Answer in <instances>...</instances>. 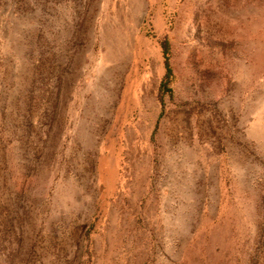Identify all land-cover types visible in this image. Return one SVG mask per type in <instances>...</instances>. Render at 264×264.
Wrapping results in <instances>:
<instances>
[{
    "label": "rangeland",
    "instance_id": "obj_1",
    "mask_svg": "<svg viewBox=\"0 0 264 264\" xmlns=\"http://www.w3.org/2000/svg\"><path fill=\"white\" fill-rule=\"evenodd\" d=\"M0 264H264V0H0Z\"/></svg>",
    "mask_w": 264,
    "mask_h": 264
},
{
    "label": "trees",
    "instance_id": "obj_2",
    "mask_svg": "<svg viewBox=\"0 0 264 264\" xmlns=\"http://www.w3.org/2000/svg\"><path fill=\"white\" fill-rule=\"evenodd\" d=\"M166 69H167V75L169 77H172L173 76V71H172L171 64H170L168 56H166Z\"/></svg>",
    "mask_w": 264,
    "mask_h": 264
}]
</instances>
